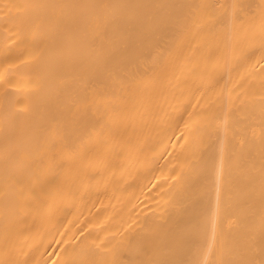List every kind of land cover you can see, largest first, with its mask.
I'll use <instances>...</instances> for the list:
<instances>
[{
  "label": "bare ground",
  "instance_id": "1",
  "mask_svg": "<svg viewBox=\"0 0 264 264\" xmlns=\"http://www.w3.org/2000/svg\"><path fill=\"white\" fill-rule=\"evenodd\" d=\"M0 264H264V0H0Z\"/></svg>",
  "mask_w": 264,
  "mask_h": 264
}]
</instances>
